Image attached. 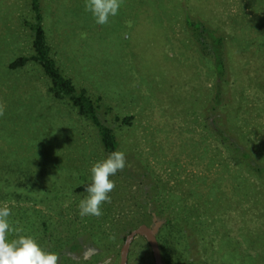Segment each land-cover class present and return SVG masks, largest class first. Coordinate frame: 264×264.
<instances>
[{
    "label": "rangeland",
    "instance_id": "obj_1",
    "mask_svg": "<svg viewBox=\"0 0 264 264\" xmlns=\"http://www.w3.org/2000/svg\"><path fill=\"white\" fill-rule=\"evenodd\" d=\"M41 2L57 59L79 87L110 107L102 119L117 130L127 162L110 177L116 187L103 205L107 222L81 217L86 193L75 188L91 181L92 165L108 155L91 123L51 97L39 66L9 68L31 53L24 20L33 11L31 0H0V103L6 105L0 150L18 161V170L35 174L32 189L0 181V206L25 217L17 228L48 251L41 224L47 219L60 264H120L130 231L158 225V235L164 224V217L149 216L148 198L163 205L174 199L170 207L193 213V225L206 200L226 198L229 229L245 237L242 255L264 264V176L221 147L208 128L217 76L185 20L226 36L236 129L264 158V0H123L104 26L85 11L86 0ZM116 115L133 117V124L118 128ZM14 190L25 198L17 200ZM128 264H155L143 235L134 239Z\"/></svg>",
    "mask_w": 264,
    "mask_h": 264
},
{
    "label": "trees",
    "instance_id": "obj_2",
    "mask_svg": "<svg viewBox=\"0 0 264 264\" xmlns=\"http://www.w3.org/2000/svg\"><path fill=\"white\" fill-rule=\"evenodd\" d=\"M32 17L25 19L24 23L31 31V53L21 55L10 62L9 68L16 70L28 66H39L43 76L47 80V89L51 97L67 104L74 113L83 118L95 128L103 151L108 155L112 151L121 150V142L115 127L102 119L103 113L110 111V107L104 102L101 95H94L85 87H79L72 76L57 59L53 45L44 24V11L41 0H31ZM186 25L192 31L194 40L198 43L200 52L212 59L214 72L217 79L214 85L208 128L218 139L221 147L239 159L259 176H264V158L257 155L256 151L243 139V135L237 131L234 120V101L228 77L230 75L229 49L227 38L220 30L212 28L203 22L196 21L186 16ZM263 85V83H260ZM264 86V85H263ZM238 108V106L235 108ZM117 127L123 128L133 124V117L115 116ZM240 128V127H239ZM9 153L0 150V181L12 184L14 180L17 186L32 189L35 174L28 168L18 170V161L11 160ZM91 181L84 182L75 188L77 193H84V186ZM1 184V182H0ZM5 191L1 196H7ZM13 196L17 200L25 198L24 193L14 190ZM173 196V195H172ZM262 200V199H261ZM260 199H257L258 204ZM148 202L154 207L149 211L151 217H164V224L157 238L161 249V255L165 264H263L262 259L245 260L242 255L244 249V234L233 235L227 224L229 206L226 198L215 199L208 205L204 203L202 216L195 215L193 225V213L180 211L170 207V203H158L156 198H148ZM107 214L97 219L99 224L106 223ZM140 219V217H138ZM10 221L19 227L25 217L19 210H12ZM144 223V219L140 221ZM42 233L48 243V251L54 252V232L47 219L42 221ZM241 230V229H240ZM197 231V232H196ZM131 232V231H130ZM23 235L22 230L19 233ZM24 235H31L25 233ZM14 238V236H13ZM61 241V239H59ZM259 238H257V241ZM58 242V240H57ZM242 256H241V255Z\"/></svg>",
    "mask_w": 264,
    "mask_h": 264
},
{
    "label": "clouds",
    "instance_id": "obj_3",
    "mask_svg": "<svg viewBox=\"0 0 264 264\" xmlns=\"http://www.w3.org/2000/svg\"><path fill=\"white\" fill-rule=\"evenodd\" d=\"M122 2L123 0H86L85 11L91 13L97 25L104 26L118 14ZM5 109L6 105L0 103V116L5 114ZM126 162L125 152L115 150L92 165L91 182L84 186L86 195L78 205L81 217L103 216V205L111 203L110 193L116 187L115 181L110 177L122 171ZM11 216L8 204L0 206V264H60V255L47 251L35 236L20 235L21 230L13 226Z\"/></svg>",
    "mask_w": 264,
    "mask_h": 264
},
{
    "label": "water",
    "instance_id": "obj_4",
    "mask_svg": "<svg viewBox=\"0 0 264 264\" xmlns=\"http://www.w3.org/2000/svg\"><path fill=\"white\" fill-rule=\"evenodd\" d=\"M157 230H158V225H156L155 227L152 228L147 224H141L137 228L133 229L126 236L125 242L122 246L120 264H128L129 263L130 248H131V245H132L134 239L138 235H143L147 239V241L149 242L151 249H152L155 264H165L163 261L162 255H161V249H160V245H159L158 238L156 235Z\"/></svg>",
    "mask_w": 264,
    "mask_h": 264
}]
</instances>
